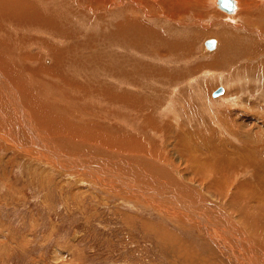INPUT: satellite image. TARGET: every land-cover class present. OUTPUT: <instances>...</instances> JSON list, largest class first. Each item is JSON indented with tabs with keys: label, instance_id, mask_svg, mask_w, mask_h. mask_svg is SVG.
Listing matches in <instances>:
<instances>
[{
	"label": "rangeland",
	"instance_id": "obj_1",
	"mask_svg": "<svg viewBox=\"0 0 264 264\" xmlns=\"http://www.w3.org/2000/svg\"><path fill=\"white\" fill-rule=\"evenodd\" d=\"M69 2L70 3H68L67 0L66 3L63 2L62 4L74 3L71 1ZM59 6H61L60 2ZM206 9L207 10L202 13V16L196 18L195 21L192 15L189 16V14H186V16L182 18L184 22L179 24L166 23L165 26L160 27L158 23H156L159 20L153 21L142 17V22H144L146 26H149L148 28L153 27L156 33L150 31L142 32L144 30L143 28L138 29V27H135L136 25L133 24L120 26L119 21H123L124 19L118 17L119 15L116 16L113 12L94 15L89 12L87 13L81 7L75 8L76 14L63 20L60 27L55 26L45 28L46 34L31 29V34L28 33L30 36L27 37L30 39L36 37L37 41L34 40L28 45V47L19 50L22 54V56H20L22 62H24L23 54L25 55L28 53L29 49L34 53L45 55L44 48L46 47V43H44V39L41 40V38L44 37L43 34L49 37V40L53 37L55 39L59 38V44L60 46H63L62 50H64L63 55H65V58L63 59L64 62L59 60L55 63L56 61L52 59V52H49L50 57L45 55L46 58L36 57L35 59L27 60L24 63L36 69L38 72L37 77L29 81L33 84L34 82L41 84L42 87V84H45L47 92H45L44 96L48 95L50 101L52 98L51 95L54 97L55 94L61 97V92L56 89L58 85L62 88L67 85V87H65L66 89L62 90L64 96L65 94L77 95L75 93H78L76 97H81L82 100L84 99L83 101L85 103L87 101L88 103L89 101L93 102L92 104L87 103V105H89L88 107L97 104L100 106L95 109H104V107H106L112 110L110 113H107V111L103 109L99 112L90 109L92 111L91 115L89 114L85 117H80V115H77L75 112L67 111L66 107L59 106L57 109L55 108V110H52L54 111L52 112L54 117L62 119V117L65 116L68 122L76 123L74 124V127H77L76 129L81 128L79 130L83 131L82 128H84V133L87 132L86 134H96V136H99L103 131L105 133V130L107 129L106 131L108 134L115 137L110 139L108 138L110 136L106 135V141L108 140L111 142H107V144H111V146L103 143H101L102 145L99 144L100 147H104L102 151L96 147L90 148L89 145L94 146V142L88 140V137L82 138L81 134H83V132L73 130L70 132V135H68L70 139L77 141L75 142V145L74 143L72 144L70 139H67L66 137H56V133L49 132L50 130L46 127L48 123H46V121H44L45 119L43 120L41 117H33L39 118V120L33 119L30 116V120L29 118L24 117V111L21 114L17 112L16 116H14L18 122L17 131L19 133L23 131L29 133L32 128L39 131V138L34 134V136L27 137L29 141H38L42 136H48L49 143L53 146L60 147L59 149H61L62 153L64 152V154H68V158L71 157L74 159V157H77V160L80 157L84 163L97 168L98 171L93 168L94 171L105 173V179L108 178V183H106V180L103 178H97L88 172H81L77 168L73 170L62 168V166L59 165V162L57 165L52 166L50 164L48 165L45 161L38 160V158L36 160L30 158L32 156L37 157L36 153H33L27 147V150H24L23 147H18V149L14 148V146H18L16 141L13 143V146L9 143L10 141L7 142L12 136L11 134H9V136L5 135L4 129L6 127L3 128L4 126H2L0 120V132L4 133V135L0 136V264H202V262L203 264H235L233 262L240 263L244 261L240 254H237L236 258H231L232 254L229 250L222 251L219 247L228 240L225 244H228L229 248H233L234 245H230L229 243L236 242L238 235L235 231L233 237H231L224 232H214V234L208 230L210 234L209 236L206 231L204 232L198 229L201 228V226L197 223L199 220H196L194 217L191 219L189 218V221H187V219L169 215V213L164 210L160 211L159 207L157 208L154 204L147 203L145 200H142L143 198L141 197H131L129 194L120 192L121 189H118V187L125 189L129 187L125 184L120 185L116 182L119 181L122 176L123 178L126 177L127 179L125 180H128L130 184L133 183L132 185L135 186L139 185L137 187H144L146 185L145 187L148 188H156L157 184L152 183L154 175H148L149 172L145 171H149V168L146 167V165L144 166L141 164L138 159V156L153 158L155 153L149 151V149L151 146H154V150H157L158 154H161L160 158L163 159L161 162L163 163L165 161L171 169L174 168L173 170L176 171V174H178L179 177L181 176L180 178L182 182H184L183 185L185 184L187 186L188 184L189 188L184 189L183 187H179L178 189V192L180 191L179 194L184 197L186 201L194 202V204L197 205H204L201 203V199H204L207 203L212 205V208L214 205L218 206L220 210L224 208L222 212H225L226 214L228 213L227 215H230L231 217H229L231 219L239 220L238 223L242 222V224H245L242 216L247 213L249 216L258 214L257 216L262 217L260 213L262 211L264 217V197H262L263 199L260 201V197L256 192L251 191L254 196L242 200L240 204L243 211L242 215L233 213L232 218V213L230 212L232 207L227 204L232 195L235 196V194L243 193V191L246 193L247 189L250 191V188H252V186L249 185L250 183L258 189L260 185H263L264 177H252L245 172H241L234 177L230 176L229 179L227 178L222 189L218 190V192L221 191V193H223L222 195L228 193L227 201L225 199V202H223L217 198L221 195L220 192L215 193L211 188H209L210 191L207 192L204 190L205 188H201L202 184L210 183L213 181L212 179V181L208 180V178L199 180L191 174L194 167L192 166L191 168V166H188L190 165V161L187 160L191 159H188L187 155L192 152V154H194V151H196L194 150L195 147L192 148V151H185L184 148L182 149L180 147L179 149L178 147L179 141L182 138L188 135L194 136L190 133L193 128L199 129L200 127L199 130L201 131L202 129L204 130L202 127L204 125H206L205 132H207L208 129L216 130L219 139L221 138L219 143L227 144L228 142L225 141L233 143L229 146L222 145L230 154L233 150H235L234 153L236 154L238 152L239 154H243L240 146L241 143L245 141L246 143L243 144L247 150L264 144V64H262L264 63V34H261V37H258L254 32L248 33L243 27V24H247L244 20L238 18L236 19L237 21L235 20L237 26H232L230 22V20H233L232 17L223 20L224 15H215L212 11H209L208 7ZM261 14L262 13H259L258 15L255 14V17L258 21L260 19L264 24V17ZM225 20L229 21L226 23L227 25L223 23ZM220 22L221 24H219ZM12 25L13 23H5L3 29H7L8 31L13 27ZM161 25L164 24L161 23ZM15 29L16 28L13 27L11 31H14ZM131 29H133V31ZM140 30H142V33ZM49 32L51 34H49ZM128 33H134L137 35L135 36L133 34L135 39H137L135 41H130V37L127 36ZM182 33L185 36H183ZM212 34L219 39L220 45L216 51L217 54L219 53V55L225 56V49H222V47L224 44L226 45V42H228L229 49L234 47V49L231 52L229 51L228 55L225 57L219 56L220 60L216 61L217 64L214 63V59L212 58L216 53L208 57L204 52V50H206L204 46L201 48L203 44L201 41L204 42L203 39ZM221 34H223L221 37V39L224 38L223 41L219 38ZM23 35H26V33ZM139 38L143 39L140 40ZM171 39L176 41L170 42ZM121 42L123 43V46L120 45L122 44ZM146 42H150V44H147ZM158 43L163 46V49L161 46H158ZM67 44H69L68 46H71L72 49L65 50ZM151 44L153 45V48H161L160 52L162 55H165L170 51L167 56L168 58H148L149 49L147 47ZM87 45L88 47L85 49L84 46ZM175 46L177 48H175ZM81 47H84V50L86 51L83 50L84 52H82ZM180 48L183 49L181 50ZM129 49L132 51L131 53ZM134 50L136 53H134ZM70 52H72V54ZM175 52L178 53L176 54ZM143 59L145 60L143 61ZM149 59H153V61H148ZM260 59L261 61L259 62ZM41 64L45 66L50 65V69L55 67V72L49 73L44 71L42 68H39ZM177 66L180 67L178 68ZM145 69H147V71H145ZM61 76L65 78L63 79ZM72 77H76L74 78L75 80H73ZM133 78L138 82L137 86L139 87H146V84L148 83L147 86L153 90V93H150L152 94V97L154 96L153 99L163 100L166 103V101H169V98L172 97L173 99L171 98L170 101L176 100L177 102L175 101V103H171V105L176 107L177 104L179 106L182 104L181 107H177L176 109L172 108L171 105H166L165 108L166 112H172L171 109H174L179 116L178 119L181 121V124H186H184V130L179 135V139H176L175 131L168 123L169 121L174 120L173 112L168 115L163 111H160L157 108L158 104L156 105L155 103L154 114L162 122L166 121L165 125H160V128L158 126L154 129L156 126L153 125V127L150 125V129L154 131L156 130L157 132L160 131L158 133L157 142L154 145L150 144L147 137H153L150 133L146 134L143 139V134L149 132L145 131L143 134L140 133L145 126L138 128L140 129L138 135H141V138L139 140L136 138V142L133 140L124 142L118 140V137L125 138V136H130L132 133H138L135 131L138 129H132L134 128L133 126L131 128L128 127L130 130H126L125 133L124 130L127 128V125H121L120 130H118L117 127H119L118 124L120 123L118 120L120 115L124 112V103L122 102L123 100L119 103L120 100L112 98V95V97H109L111 100L108 99L107 96L111 93L118 96L116 91H112L113 89L111 90L110 88L118 80L122 79L132 82ZM71 79L73 82H71ZM62 80L65 83L62 82ZM105 82L107 83L105 84ZM1 84H3V81H1ZM128 85L131 86V84ZM128 85L125 81H122L120 86L122 88L125 86L129 89L130 86ZM9 86H11V83ZM9 86L6 89L2 88L4 92L2 91L0 94V117L4 115L3 112H8L11 105L17 104L16 99L11 95L12 93L7 91L10 90ZM107 86L112 92L110 91V93H108L107 90H105L107 89ZM219 86L223 88V93L218 96H213L212 92ZM84 87L87 88V90H84ZM145 87L143 92H148ZM12 88L14 92H19L14 84L12 85ZM96 88L101 91H94ZM173 88L176 89L177 92L175 93L177 94L169 93L168 90H173ZM75 89L78 91L76 90L77 92L72 93ZM68 90H70L71 93L70 91L68 92ZM83 90L85 92H82ZM79 92L80 94L82 93L81 95L85 98L80 96ZM105 92L107 93L105 94ZM140 93L142 92H139L138 94ZM87 94L90 95L88 96L89 98L87 97ZM167 95H169V98H167ZM177 95L179 97H177ZM140 96L144 97L143 94H140ZM90 98L93 101H91ZM62 99L65 100L63 96ZM116 100L117 102L119 100V104ZM113 102H116L115 105H113ZM122 103L123 105H121ZM109 104L110 106L107 107ZM20 105L23 106V103ZM112 105L115 108L112 107ZM43 107L45 109H42V115L46 116L47 108L45 105ZM30 109L28 108L29 112H31ZM128 109L130 108L128 107ZM114 110H117L118 112H114ZM187 110H189V112H187ZM64 111L66 114H63ZM130 111H128V113L134 115H128L129 117L126 119L129 122L128 124L131 125L133 121L136 120H138L136 123L140 124L139 121L141 120L137 119V117H140L141 114L136 115L133 109L132 112L134 113ZM184 111L186 114H184ZM56 112L57 114H55ZM59 112L62 114L61 116H59ZM119 112L121 113L119 114ZM102 113L105 114L102 116ZM194 113L197 115H194ZM187 115L188 117L190 115H193L196 118L202 117V124L201 122L198 123L196 121H194V124L190 122L188 123ZM133 116L135 119H133ZM110 117L111 119H109ZM31 121H33V123ZM40 121H43L44 124H40ZM115 122H118V124ZM122 122L125 121H121V123ZM111 125L113 126L111 127ZM164 126H169L168 131L172 130L173 132H168ZM110 127L111 130L109 129ZM177 127L179 126H176L175 128ZM231 130L236 132L235 136L237 135L238 140L241 139L242 142H239L238 140L236 142L234 139L236 137L232 135L230 132ZM177 131L179 132L180 130ZM59 139L60 141H58ZM61 139L64 140L62 141ZM137 145L142 146L143 149L141 150L142 147L139 146L136 149L135 147ZM198 147L199 149H206V152L202 154L201 157L205 156V154L209 152L208 150L213 148L211 147L210 149H207L203 146ZM82 148L87 149L84 153L85 155H80L79 157L75 156L74 151L79 152ZM117 150L122 153L120 159H123L124 154L129 153V157L126 159L128 163L127 165L120 164L119 161H116V156L113 155L112 152ZM261 151H264V147L261 148ZM262 154L264 155V152H262ZM90 156H92L91 159H96L97 157L98 160L91 161L89 159ZM160 158H158V160H160ZM199 160L203 161V159ZM108 162L110 163L108 164ZM111 163H114L115 165H111ZM136 164H138V166ZM184 164L186 166H184ZM135 166L139 168L143 166V168L140 170ZM128 167L133 170H130ZM187 167H189V169H187ZM119 169L124 173H118L117 171H119ZM140 171L144 172L141 173ZM111 175L115 178H112ZM149 177L152 179L150 180ZM102 180H104V182ZM123 180L124 179H121L122 183H124ZM229 180L231 181L230 183ZM242 184L244 187L241 186ZM226 185L228 186L226 187ZM234 186L235 188L238 187L237 190H235ZM263 186L260 190L264 192ZM239 187L242 188L239 189ZM191 189H193L195 193L191 191ZM215 197L217 199H215ZM169 203L170 202L168 201L164 204L166 210H168L166 205H170ZM224 203L226 205H224ZM251 204H254L255 206H251ZM250 206L252 208H248ZM218 207L214 209L217 211ZM168 211L170 212L171 210ZM204 217V219L207 218L208 221L210 219V222H212L208 215ZM212 220L216 221L212 223H215V225L219 224V227L220 225L226 227L225 231L227 230V222L224 221L223 218ZM220 221L222 223H220ZM231 222L233 221L231 220ZM185 226L188 228L186 229ZM242 228L243 231H241L240 236L244 238L240 243L238 241L237 243L239 244V247L243 248L240 250L247 253L248 249H244L245 245H249L251 241L254 242L256 237L252 234L253 232L249 227L246 229V226L245 228L242 226ZM205 230L207 229L205 228ZM228 231L231 232L230 229ZM242 233H246L247 236H245L246 234L242 235Z\"/></svg>",
	"mask_w": 264,
	"mask_h": 264
},
{
	"label": "bare ground",
	"instance_id": "obj_2",
	"mask_svg": "<svg viewBox=\"0 0 264 264\" xmlns=\"http://www.w3.org/2000/svg\"><path fill=\"white\" fill-rule=\"evenodd\" d=\"M66 1L67 0H0V29H1L0 30V94L3 91L2 88H5V89L8 88L9 84L11 83V86H9V89L10 90H7V91H9V93H12L11 95L13 96L14 99H16V102H17V104L11 105V107L9 108V110H8L7 113L3 112L4 115L2 117H0L1 118L0 120L2 122V126H4L3 128L6 127L4 129L5 135L9 136V134H11V136H12V138L9 139V140H7V142L10 141L9 143H11V145L13 146V143H15V141H16V144H18V146H14V148H17L18 149V147H20V148L23 147L24 150H27L26 149V147H27L33 153L35 152L36 155H37V157L32 156L30 158H32L34 160H36L38 158V160L45 161V162H47L48 165L50 164L52 166L57 165V163L59 162L60 163L59 165L62 166V168H69V170H73V169L77 168L81 172H85V173L88 172V173L93 174L97 178H103L104 180H106L105 181L106 183H108L107 182L108 181L107 180L108 178L105 179V173H99V172L94 171L93 168L95 170H97V168H95L93 166H89L88 164L84 163V161L79 157L80 155H85L84 153L86 152L87 149L82 148L79 152L74 151V155L79 157V159H77V160H76L77 157H74V159L76 160L75 161L71 157L68 158L67 157L68 154H64V152L62 153L61 152V149H59L60 147H56V146H53L52 144H50L49 141H48V139H49L48 136H42L40 139H38V141H29L27 139V137L28 136H34V134H36V137L39 138V131L37 129L32 128V130L29 133H25V131L19 133L17 131L18 122H17V119L14 116H16L17 112L21 114L24 111V117H26V118H29L30 119V116H31V118H33V117H41L43 120L45 119L44 121H46V123H48L46 127L50 130L49 132L56 133L57 134L56 137L59 136V137H66L67 139H70L68 135H70V132H72L73 130H75V131H78V132H83V134H81L82 138H87L88 137V140H90L91 142H94V146L89 145L90 148L96 147L97 149L99 148V149H101L103 151L104 147H100L99 144L102 145L101 143H103L105 145L111 146V144H107V142L109 143L110 141H108V140L106 141V138H107L106 135H109L108 132L106 131L107 129L105 130V133H104V131L102 132V134H101L102 136L101 135L96 136V134L95 135L86 134L87 132L84 133V130H85L84 128H82L83 131L82 130H79L81 128L76 129L77 127L76 126L74 127V124H76V123H70V121L68 122L65 116H63L62 119H58V118L54 117V115L52 114V112H54L52 110H55V108L57 109V107L62 106V107H66L67 111L75 112L77 115H80V117H85V116H87L89 114L91 115V113H92L91 110H93L95 112L102 111L103 108H101V109H95V108H97L100 105H97V104L94 105L93 104L94 106H91V104L93 102H90L89 101V103H91L90 104L91 107H88L89 106V105H87L88 101L85 103L83 101L84 99L82 100L81 97H76L78 95V93H75L77 95H74V94H68V95H66L65 94V96H64V93L62 92V90L63 89H66L65 87H67V85L65 87H63V88L58 85L56 89L61 92L60 93L61 94V97L59 95H55V94H54V97H53V95H51L52 98H51V101H50L48 95L47 96L46 95L44 96L45 92H47V87H46L45 84H42L43 85V87H42L41 84H37L35 82L33 84V83H31L29 81L31 79L36 78L37 75H38V72H37L36 69H34L31 66H29V65H27V64L24 63L27 60L35 59L36 57H40V58L41 57H44V58H46L45 55L48 57L49 56V52H52V55H53L52 56V59H54L56 61L55 63H57V61H59V60H62L63 61V59L65 58V55H63V51L64 50H62L63 49V46H60V44H59V41H60V40H58L59 38L58 39H55L53 37L54 39L51 38L49 40V37H47L45 35L46 34L45 28H47V27H55V26H59L60 27V25H62L63 20H65L66 18H70L72 15L76 14L75 8L81 7L87 13L89 12L90 14H94V15H100L102 13H105V14L107 13L108 14V13L113 12V13H115L116 16L119 15L118 17H121V18L124 19L123 21H119L120 22V24H119L120 26H125V25L133 24V25H136L135 27H138V29H140V28H143L144 29L143 31L140 30V32L141 31L142 32H144V31H150L152 33H156L155 32V29H153V27L148 28L149 26H146L145 23L142 22V17H145V18H147L149 20H153V21L159 20L156 23H158V25L160 27V26H165L166 23L179 24L181 22H184L182 18H184L186 16V14H189V16L192 15V17L194 18V21H195L196 18H199V17L202 16V13L205 12V10H207L206 8L208 7L209 8V11H212V13H214L215 15H221V16L224 15L223 16V20L225 18L230 19L232 17L233 20L232 21L230 20L232 26H237L235 24V20L239 18L240 20L242 19V20H244L247 23V24H243L244 25L243 27H244V29L248 33L254 32V34H256V36H258V37H261V34H264V24H263V22L259 18H258L259 19V21H258L256 19V17H255V14L258 15L259 13H262L261 15H263V17H264V0H234V7L231 10H226L225 8L220 7L217 0H68V3H70L69 1L74 2V3L73 4H62L63 2L66 3ZM59 2L61 4V6H59ZM28 8H29V10H28ZM220 9H221V11H220ZM33 10H34V13H33ZM231 14H233V15H231ZM250 18H252V19H250ZM116 21H118V20H116ZM228 22L229 21L225 20L223 23L226 24ZM241 22H243V21H241ZM5 23H7V24H12L13 23L12 26L15 27L16 29L14 31H11V29L13 27H11L8 31H7V29H3ZM161 23L164 24V25H161ZM219 24H221V22ZM231 25H229V26H231ZM31 29H34L36 31H39V32H42V33L44 32L45 33V34H43L44 37L41 38V40L44 39V43H46V47L45 48L43 47L44 48L45 55H41L39 53H34V52H32V50L29 49V52L28 53H26L25 55L23 54V61L24 62H22L21 61V58H20V56H22V54H21V51H19V50L24 49L25 47H28V45L31 44L34 40L37 41L36 40V37L34 39H30V38L27 37V36H30L29 34H31ZM131 30L133 31V29H131ZM69 32H70V30H69ZM24 33H26V35H23ZM52 33H53V31H52ZM54 33H55V30H54ZM158 33H159V31H158ZM49 34H51V33L49 32ZM133 34L134 33H128V35H127V36L130 37V39H129L130 41H135L137 39V38L135 39V37H134L135 34L134 35ZM164 34H165V32H164ZM182 35H183V33H182ZM222 35L223 34L220 35V37H219L220 39H221ZM3 36H5V37H3ZM70 36H72V35H70ZM135 36H137V35H135ZM183 36H185V35H183ZM218 36H219V34H218ZM170 37H173V36H170ZM210 37H213L215 39V42H216L215 48L211 50V49H207L204 46V44H202V46H201V48H203V46H204V48L206 49V50H204V52L206 53V55L208 57H210L212 54L216 53V51L218 49V46L220 45L219 44L218 37H216L213 34L206 36L205 39L206 38H210ZM155 38H157V37H155ZM167 38H169V37H167ZM142 39H140V40H142ZM144 39H145V37H144ZM223 39H221V41H223ZM162 40H163V38H162ZM145 41H144V43H145ZM173 41H176V40H174V39H171L170 40V42H173ZM203 41H204V39H203ZM125 42H126V40H125ZM148 43L150 44V42H148ZM162 43H165V42H162ZM201 43H203V42L201 41ZM68 45L69 44L66 45L65 50L72 49L71 46H68ZM120 45L123 46V43L120 44ZM173 45H175V44H173ZM158 46H161V45H159V43H158ZM84 47L86 49V47H88V45L87 46H84ZM84 47H81V49H82L81 51L82 52L86 51V50H84ZM177 47H178V45H177ZM177 47L175 46V48H177ZM182 47H184V46H182ZM147 48L149 49V57L148 58H150V57H157V58L158 57H162V58H165L170 53V51H169V53H167L165 55H162L161 52H160V50H161V48L163 49V46H161L160 49H156V48H153V45L151 44V45H148ZM104 49H105V47H104ZM222 49H225V56H226V55H228V52L229 51L231 52L234 49V47L229 49L228 42H226V45L224 44L223 47H222ZM129 51H130V49H129ZM131 52L132 51H130V53ZM70 53L72 54V52H70ZM134 53H136V51ZM219 56L225 57L223 55H219V53L218 54L217 53L214 54V57H212V58L214 59V63L215 64H217L216 63L217 60H220L219 59ZM259 58H261V57H259ZM169 59H168V61H169ZM261 59L259 60V62L261 61ZM123 60H124V58H123ZM144 60L145 59H143V61ZM148 61H153V59L152 60L149 59ZM165 61H167V60H165ZM165 63H167V62H165ZM129 64H131V63H129ZM262 64H264V63H262ZM158 66H159V64H158ZM177 67L179 68L180 66H177ZM39 68H42L44 71H47L49 73L55 72V70H54L55 67L52 68V69H50V65L45 66V65H42L41 64ZM52 70H54V71H52ZM145 71H147V69H145ZM123 74H124V72H123ZM70 75H72V74H70ZM130 76H132V75H130ZM72 78H73V80H75L74 78H76V77H72ZM73 80L71 82H73ZM1 81H3V84H1ZM122 81H125V83L127 85L128 84H131V86L128 85V86H130L129 89H127V87H125V86L123 88L120 86L122 84ZM62 82H64V81L62 80ZM106 83L107 82H105V84ZM13 84L16 86V88L18 89L19 92H14V90L12 88V85ZM137 84H138V82H136L134 80V78H133V81L132 82H128L126 80L120 79L113 86L110 87L111 90L113 89L112 91H114V90L116 91V93L118 94V96L116 94L114 95V94L111 93V94H109L107 96V98L110 99L109 97H112L113 96L112 98H117V99L120 100V102L118 100L119 103H121V101L123 100L122 102L124 103V105H123V103L121 105H123L124 108H127L128 109V107H129L131 109V111H130V109L127 110V109H124L123 108V111L124 112L119 117V120H120V118H121V120L120 121L118 120V122H120V123L118 124V122H115L116 124L119 125V127H117L118 125L116 126L118 128V130H120V126L121 125H127V128L124 130L125 133H126V130L129 131L132 126L134 127L132 129H138V128H142L143 126H145V127H143V129L141 130L140 133L143 134L145 131H149V132H147V133L145 132V134H143V139L145 138V135L146 134L150 133L151 135H153V137L155 139L157 138L155 140L152 136H147L148 139H149L150 144H153L154 145L157 142V140H158V133L160 131L157 132L156 130L154 131V130L150 129L151 126L155 125L156 127L153 126L154 129H155L158 126L160 128L162 125H165V123H166V121L165 122H162L154 114V105L156 103V105L158 104L157 108L160 111H163L164 113H166L168 115H169V113H172L173 112V118H174V120L173 121H169L168 123L173 128V130L175 131L176 139L177 138L179 139V137H180L179 135L183 132L184 126L186 124L185 123L181 124V121L178 119L179 116H178V114H176V112L174 111V109H171L172 112H166L165 111L166 105L167 106H170L171 103H175L176 100L175 101L173 100L174 102L173 101H170L172 97L169 98V95H167L168 96L167 98H169L170 100L169 101H166V103L163 100L162 101L161 100H155V99H153L154 96L152 97V94H150V93H153V90L150 87L147 86L148 83L146 84V87L144 86L146 88V91H148V92H143L145 90L144 87H139V86H137ZM68 88H69V86H68ZM110 88L107 86V89H105V90H107V92L110 93V91H111ZM83 89L84 90H87V88H85V87ZM88 89H90V88H88ZM76 90L77 89H75V91H72V93L78 91V90L77 91ZM84 90L82 92H85ZM95 90H99V89L96 88V89H94V91ZM129 90H131V91H129ZM165 90H167V89H165ZM69 91L70 90H68V92ZM99 91H101V90H99ZM168 91H169L170 94L171 93L173 94V93L177 92L176 89H174V88H173V90H168ZM179 91H181V90H179ZM80 92H79V95L80 96H83V95H81L82 93L80 94ZM107 92H105V94ZM139 92H142L140 94H143L144 97H141L140 94H138ZM70 93H71V91H70ZM56 94H57V92H56ZM129 94H130V96H129ZM175 94H177V93H175ZM62 96L65 98V100L62 99ZM88 96H90V95L87 94V97ZM198 96H200V95H198ZM177 97H179V96L177 95ZM187 97H188V95H187ZM195 97H197V96H195ZM189 99H187V100H189ZM90 100L93 101L91 98H90ZM116 102H117V100H116ZM116 102H113L114 103L113 105H115ZM22 103H23V106L20 105ZM186 103H188V102H186ZM186 103H183V104H186ZM110 104L107 105V107L110 106ZM176 104H174V105H176ZM15 105H17V106H15ZM44 105L47 108V114H46V116L42 115V109L44 108L43 107ZM113 105H112V107H114ZM12 106H15V107H12ZM181 106H182V104L180 106L177 104L176 107H174L173 105H171V107L172 108H175V109L177 107L179 108ZM28 108L29 109L31 108L30 109L31 112H29ZM132 109L135 111L136 115L141 114L140 117H137V119L141 120V121H139L140 124L139 123H136V121H138V120L133 121V123L131 125L128 124L129 122L126 119L129 116L134 115V114L131 115V113H128V111L132 112ZM103 110L107 111V113H110L112 111L111 109H108L106 107H104ZM183 110H184V108H183ZM65 111H64L63 114H66ZM114 112H118V111L117 110L116 111L114 110ZM187 112H189V110H187ZM120 113L121 112H119V114ZM132 113H134V112H132ZM55 114H57V112ZM104 114L102 113L101 115L103 116ZM184 114H186L185 111H184ZM61 115L62 114L60 113L59 116H61ZM194 115H197V114L194 113ZM183 117H186V116H183ZM187 117H188V115H187ZM197 118L195 116H193V115H190L188 117L187 121H188V123L190 122L192 124H194V121L200 123L202 117L201 118L199 117L198 119ZM33 119H39V118H33ZM81 119H83V118H81ZM109 119H111V117ZM133 119H135L134 116H133ZM180 119H182V118H180ZM121 121H125V122H122L121 123ZM31 122L33 123V121H31ZM96 123H98V122H96ZM102 123H104V122H102ZM109 123H111V122H109ZM40 124H44L43 121L42 122L40 121ZM201 124H202V122H201ZM112 126L113 125H111V127ZM136 126H138V127H136ZM176 126H179V127H177L178 129L175 128ZM205 126L206 125L202 126L204 128V130H205ZM111 127L109 128L110 130H111ZM128 127H130V128L128 129ZM164 127L168 131L169 126H164ZM208 128H206V129H208ZM199 129H200V127H199ZM199 129L198 128H196V129L193 128L192 132H190V133L193 134L194 136L188 135V136L182 138L179 141V146L178 147H179V149H180V147L182 149L184 148L185 151H187V150L192 151V148L195 147L194 150H196V151L193 150L194 151V154H192L193 153L192 152L191 154H188L187 155L188 156V159H191V160H187L186 159L187 161H190V165H188V166H191V168H192V166L194 167L192 169L191 174L193 176L197 177V179H199V180L200 179H203V178H208V180H211V179L213 180V181L211 180L212 182H210V183L208 182L206 184L205 183L202 184V187H201L202 189L205 188L204 190L207 191V192H209L210 191L209 188H211V190L213 189V192H215V193H219L220 192L221 193V191L218 192V190L222 189V187L224 186L227 178L229 179L230 176L231 177H234L236 175H239V173H241V172H245L246 174H249L252 177H258V176L259 177L261 176L262 178L264 177L263 176V174H264V155L262 154V152H264V151H261V148L264 147V144H262L261 146L252 147V148H250V149L247 150L244 147V144H243V143H246V141L245 142H242L241 139L238 140V136L237 135L235 136L236 132L233 131V130H231L230 132L232 133V135H234L236 137V138H234L236 140V142H237V140L239 142H242L241 143V146H240V149L242 150L243 154H239V152L236 154V153H234L235 150L231 151V154H230L229 152H227V150L223 146L232 145L233 144L232 142H231L232 143L231 144L229 141H225V142H228V143L227 144L224 143L225 144L224 145L221 142L219 143V141H220L221 138L219 139V136H218L216 130H214V129H211V130L208 129V131L205 132L203 129H202L203 131L202 130L200 131ZM177 130H180V131L178 132ZM135 131H137L138 133H132V135H130V136H125V138L124 137H118V140H120L122 142L129 141V140H133L134 142H136L137 141L136 138H138V140H139L141 138V135L140 136L138 135L140 129L135 130ZM171 131H168V132H171ZM131 132H132V130H131ZM165 132H166V130H165ZM223 132H225V131H223ZM4 133H1L0 132V136L4 135ZM65 134H67V135H65ZM109 136L110 137H108V138H110V139L115 137V136H112V135H109ZM116 139H117V137H116ZM55 140H56V138H55ZM61 140L63 141L64 139H61ZM70 140H71L72 144L74 143L76 145L75 142H77V141H74L72 139H70ZM22 141H23V144H22ZM58 141H60V139ZM216 143H217V145H216ZM81 144H83V143H81ZM215 145H216V147H215ZM237 145H238V143H237ZM71 146H74V145H71ZM138 146L139 147H142L143 145L142 146L137 145L135 148L137 149ZM198 146H200V147L203 146V147H205L207 149H210L211 147H213V148H211L210 150H208L209 152H207L205 154V156L201 157L202 154H204L206 152L205 151L206 149H199ZM243 147H244V149H243ZM68 149H70V148H68ZM142 149H143V147L141 148V150ZM240 149H238V150H240ZM62 150H64V149H62ZM77 150H78V148H77ZM144 150H146V149H144ZM181 150H179V151H181ZM184 150H183V152H184ZM149 151H152V152L155 153V156L153 158L152 157L149 158V157H146V156H138V159L140 160L139 162H141V164H143L144 166L146 165V167L149 168V171H145L144 170L145 168L143 170L145 172H149L148 175H150V176L154 175L153 180H152L153 181L152 183L157 184L156 185V188H154V189L148 188V187H145L146 185L144 187L143 186L142 187H137L139 185H137V186L132 185L133 183L130 184V182L128 180H125V179H127L126 177L123 178L121 176V179H124L123 180L124 183L121 182V179H119V181H116V182L118 184H120V185L121 184L122 185L125 184L129 188L125 189V188L118 187V189L119 188L121 189L120 192H124L126 194H129L131 197H136V196L139 197V198L141 197V198H143L142 200H145L149 204H154L155 206H157V208L158 207L160 208V211L161 210H164L165 212H168L169 215L176 216L178 218H184V219H187V221H189V218L191 219L192 217H194L196 220H199V222H197V223L201 226V228H198V229H200V230H202L204 232L206 231L207 232V235H209V236H210V234H209L208 230L211 233H214V232H219V233L220 232H224L226 235H229L231 237H233L234 231H235L237 233V235H238L237 236V240H236L235 243H229L230 245H234V247L233 248H229L228 244H225V243L228 242V240H226L227 242L225 241L221 246H219L221 248V250L222 251H228L229 250V252L232 254V257L231 258H236L237 254H240L243 257V259H244L243 262H240V263L233 262L235 264H264V217L262 215V211L260 212L262 217L257 216L258 214L257 215L253 214L252 216H249V215H247L248 213L245 212L247 214H244L242 216L243 222L246 224L245 225V224H242L241 221H240L241 223H238L239 220L237 221L236 219L235 220L231 219L230 218L231 216L230 215H227L228 213L226 214L225 212H222V210L224 208L222 210H220V208L218 206H215L214 204H213L214 207L212 208V205L210 203H207L204 199H201V203L204 204V205H197V204H194V202L192 203L191 201H186L185 198L182 197L179 194L180 191L178 192V189H179V187H181V188L183 187L184 189L189 188L188 187V184H187V186L185 184L183 185L184 182H182V180L180 178L181 176L179 177L178 174H176V171L173 170L174 168L171 169L165 163V161L163 163L161 162V160H163V159L160 158L161 157V154L160 153L158 154L157 150H154V146H151V148L149 149ZM104 152H105V150H104ZM112 154L116 156V161H119L120 164L121 163L124 164V165H127L128 164L126 159L129 157L128 156L129 153L124 154L123 155V159H120L122 153L119 152L118 150L112 152ZM212 155H213V157H212ZM130 157H131V155H130ZM189 157H191V158H189ZM91 158H92V156L89 157V159L91 161L98 160L97 157H96V159L95 158L94 159H91ZM158 158H160V160H158ZM114 159H112V160L114 161ZM199 159H203V161H201ZM116 161H114V162H116ZM109 163L110 162H108V164ZM113 164L111 163V165H113ZM129 164H131V163H129ZM111 165H109V166H111ZM136 165L138 166V164H136ZM137 166H135V167H137ZM184 166H186V165L184 164ZM172 167H173V165H172ZM137 168H139V167H137ZM142 168H143V166L141 168H139V169L141 170ZM129 169L130 170H133L131 168H129ZM187 169H189V167H187ZM144 171H142V172H144ZM117 172L118 173H124V172H122V170L120 171V169ZM106 175H108V174H106ZM111 177L112 178H115V177H113V175H111ZM242 178H243V176H242ZM151 179L152 178H150V180ZM104 180H102V181L104 182ZM194 182H197V181H194ZM230 182L231 181L229 180V183ZM140 183H142V182H140ZM128 184H130L131 186L128 185ZM249 185L252 186V188H250L251 189L250 191H248V189H247V192L246 193L243 191V193H238V194H235V196L232 195L230 197L229 203H227V204L230 207H232V208L234 207L233 208V212H232V208L230 210V212L232 213V218H233V213H237L238 215H242L243 214V211L241 209V205L240 204H241L242 200H246L247 197L254 196V194L252 192L258 193V195L260 197V199H259L260 201H261V199H263L262 197H264V192L262 190H260V189H262V186L264 185V183H263V185H260V187L258 189L255 186H253L252 183H250ZM227 186L228 185H226V187ZM241 186L244 187L243 184ZM115 188H116V185H115ZM234 188H235V186H234ZM237 188H235V190H237ZM241 188L239 187V189H241ZM225 190H226V188H225ZM191 191L194 192L193 189H191ZM211 194H214V193H211ZM222 194L223 193H221V195H219L217 198L219 200L223 201V202H225V199L227 201V198H228L227 195H228V193H226V194L224 193V195H222ZM256 197H258V196H256ZM217 198L215 197V199H217ZM168 201L170 202L169 203L170 205L167 204L166 207H167L168 210H171L170 212L168 210H166L165 205H164ZM253 201H252V203H253ZM260 201H259V203H260ZM245 203H247V202H245ZM257 204H258V202H257ZM162 205H164V206H162ZM224 205H226V204L224 203ZM224 205H222V206H224ZM253 205L254 204H251V206H253ZM251 206L248 207V208H252ZM216 207H218L217 208V211L214 209ZM228 210H229V208H228ZM248 210H250V209H248ZM234 211H236V212H234ZM254 211H255V209H254ZM162 213H163V211H162ZM207 215H208V217L211 218V221L212 222H216L215 220H212V219H218L219 220V219H222L223 218V220L227 222V230L225 231L226 227H222L221 225L219 227V224H216L215 225V223L210 222V219H209V221H208L207 218H206L207 220L204 219L205 218L204 216H207ZM231 220L233 222H231ZM217 223H218V221H217ZM220 223H222V222L220 221ZM242 226L244 228L246 226V229H247V227H249V229H251V231L253 232L252 234H254L255 237H256L255 238L256 240L254 242H252V241L250 242L249 241L250 242L249 245H245L244 249H248V252L247 253L244 252L243 250H240V249H243V248L239 247L238 246L239 244L237 243V241L240 243V241H242V239L244 238V237L242 238L240 236L241 235V231H243ZM187 228L188 227H186V229ZM205 228L207 230H205ZM229 229L231 230V232L228 231ZM243 234H246V233H242V235ZM245 236H247V234ZM247 238H250V237H247ZM202 264H203V262H202Z\"/></svg>",
	"mask_w": 264,
	"mask_h": 264
},
{
	"label": "water",
	"instance_id": "obj_3",
	"mask_svg": "<svg viewBox=\"0 0 264 264\" xmlns=\"http://www.w3.org/2000/svg\"><path fill=\"white\" fill-rule=\"evenodd\" d=\"M217 1H218L219 6L225 8L226 10H231L234 7V0H217ZM203 44L207 49L212 50L215 48L216 42L213 37H210V38L204 39ZM222 92H223V88L219 86L217 89L213 91L212 95L217 96L221 94Z\"/></svg>",
	"mask_w": 264,
	"mask_h": 264
},
{
	"label": "crops",
	"instance_id": "obj_4",
	"mask_svg": "<svg viewBox=\"0 0 264 264\" xmlns=\"http://www.w3.org/2000/svg\"><path fill=\"white\" fill-rule=\"evenodd\" d=\"M213 93V92H212Z\"/></svg>",
	"mask_w": 264,
	"mask_h": 264
}]
</instances>
